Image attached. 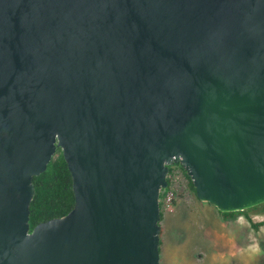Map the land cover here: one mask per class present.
<instances>
[{
	"label": "water",
	"instance_id": "obj_1",
	"mask_svg": "<svg viewBox=\"0 0 264 264\" xmlns=\"http://www.w3.org/2000/svg\"><path fill=\"white\" fill-rule=\"evenodd\" d=\"M58 148L73 207L30 229ZM175 163L264 203V0H0V264H160Z\"/></svg>",
	"mask_w": 264,
	"mask_h": 264
},
{
	"label": "rangeland",
	"instance_id": "obj_2",
	"mask_svg": "<svg viewBox=\"0 0 264 264\" xmlns=\"http://www.w3.org/2000/svg\"><path fill=\"white\" fill-rule=\"evenodd\" d=\"M168 176L176 199L172 212L160 207V264H264V224L253 228L239 214L224 218L196 197L178 166ZM248 214L254 223L264 220L254 210Z\"/></svg>",
	"mask_w": 264,
	"mask_h": 264
},
{
	"label": "trees",
	"instance_id": "obj_3",
	"mask_svg": "<svg viewBox=\"0 0 264 264\" xmlns=\"http://www.w3.org/2000/svg\"><path fill=\"white\" fill-rule=\"evenodd\" d=\"M178 167L184 172L190 188L195 193L190 177L180 165ZM172 171L173 166H170L168 175H170ZM32 182L35 187V193L29 206L30 229L39 222L54 217H61L72 209L74 204L72 178L60 148H58L56 153L52 156L45 171L37 176H33ZM167 182L168 187H170V176H167ZM250 210H254L256 214H264V203L247 208L243 211L220 212V214L224 218H229L235 214L243 215L253 228H257L259 224H264V220L260 223L252 222L251 217L248 214Z\"/></svg>",
	"mask_w": 264,
	"mask_h": 264
},
{
	"label": "built area",
	"instance_id": "obj_4",
	"mask_svg": "<svg viewBox=\"0 0 264 264\" xmlns=\"http://www.w3.org/2000/svg\"><path fill=\"white\" fill-rule=\"evenodd\" d=\"M176 199L174 188L170 187L162 189L159 196V205L164 211H172L173 204Z\"/></svg>",
	"mask_w": 264,
	"mask_h": 264
},
{
	"label": "crops",
	"instance_id": "obj_5",
	"mask_svg": "<svg viewBox=\"0 0 264 264\" xmlns=\"http://www.w3.org/2000/svg\"><path fill=\"white\" fill-rule=\"evenodd\" d=\"M174 206H176V204L174 205ZM173 209H174V207H173ZM173 209H172V211H173ZM172 211H165V212H172ZM217 214V213H216ZM162 220V219H161ZM160 225H161V247L163 246L162 245V232H163V226H162V224L160 223Z\"/></svg>",
	"mask_w": 264,
	"mask_h": 264
},
{
	"label": "flooded vegetation",
	"instance_id": "obj_6",
	"mask_svg": "<svg viewBox=\"0 0 264 264\" xmlns=\"http://www.w3.org/2000/svg\"><path fill=\"white\" fill-rule=\"evenodd\" d=\"M172 166H179V164H178V163H175V164H173Z\"/></svg>",
	"mask_w": 264,
	"mask_h": 264
}]
</instances>
